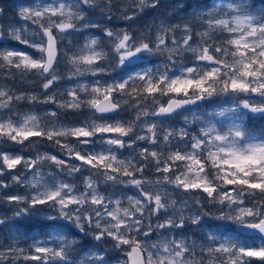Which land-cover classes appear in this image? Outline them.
Instances as JSON below:
<instances>
[{
    "label": "snow or ice",
    "instance_id": "obj_1",
    "mask_svg": "<svg viewBox=\"0 0 264 264\" xmlns=\"http://www.w3.org/2000/svg\"><path fill=\"white\" fill-rule=\"evenodd\" d=\"M18 7L0 74L41 91L0 84V264H264V2Z\"/></svg>",
    "mask_w": 264,
    "mask_h": 264
},
{
    "label": "rangeland",
    "instance_id": "obj_2",
    "mask_svg": "<svg viewBox=\"0 0 264 264\" xmlns=\"http://www.w3.org/2000/svg\"><path fill=\"white\" fill-rule=\"evenodd\" d=\"M37 2H39V0H37ZM168 0H165V3H167ZM186 3H192V0H185ZM253 2L259 6L258 3H256L255 0H253ZM21 3H24V0H0V25H8V24H14L17 27H21L23 22L21 21V18L19 17L18 13H19V5ZM113 11H116L115 9ZM162 12V10H161ZM161 12H157L154 13L152 11H148L147 14L143 17L142 20L137 22V25H134L133 27H137V26H142L145 22L147 23H151L152 17L156 16L158 14H161ZM162 14L166 15V12H163ZM94 21H99L101 19V16L99 14V10H97V12L92 15L91 17ZM157 23H159V21H156ZM113 26L118 27V28H123L126 27L127 25L125 24V22L119 20V19H115L112 22ZM80 39V43H83V38H79ZM8 43L12 46L18 47L23 49L24 51H26L29 54H34L35 56H39V53L36 52L35 49L32 48H27L24 45L19 44L17 41L15 40H8ZM64 44H67L68 41L65 40L63 42ZM153 63L157 62L155 60L152 61ZM151 66V65H149ZM61 67H63V63L61 64ZM13 71H15V69H13ZM34 80L35 77L29 73L27 74L26 77H22L21 75L17 74L15 77H10L7 76L6 73L4 74H0V84H4L7 87H10L14 92L19 93H29V92H39L41 91L39 86H34ZM82 98H86L84 93L80 94ZM65 99H70L65 97ZM49 108H55L54 105H42V104H34V105H30L27 102H23L22 106L20 107V111L21 112H28L31 111L34 114H38V115H42L43 112H45L47 109ZM69 113L72 116H78L76 118L75 122H71L68 121L66 114ZM92 115V110L88 109L87 107L81 108V109H67V110H60L59 111V120L58 123L67 127H73V126H77L82 122H86L89 121L90 122V118ZM123 115H125L126 118H128V114L127 113H123ZM51 119V118H49ZM179 120V118H178ZM99 122V121H98ZM75 138L69 137L68 140L73 141L74 142ZM47 144L48 142H42L39 145V148L41 151L47 150L49 152H52L51 150L47 149ZM51 144V143H49ZM47 146V147H46ZM53 153V152H52ZM33 155L35 154L34 152L32 153ZM57 155H63L62 153H60L58 150L56 151ZM64 158L67 159V156L64 155ZM47 166H45L46 168ZM9 215H11V212L9 211L8 213ZM11 223V221L9 222ZM12 234L14 233V230H12ZM4 243H7L8 241H3ZM23 246V245H21Z\"/></svg>",
    "mask_w": 264,
    "mask_h": 264
},
{
    "label": "trees",
    "instance_id": "obj_3",
    "mask_svg": "<svg viewBox=\"0 0 264 264\" xmlns=\"http://www.w3.org/2000/svg\"><path fill=\"white\" fill-rule=\"evenodd\" d=\"M256 1V3H258L259 5L262 3V2H264V0H255ZM27 2V0H24V3H26ZM37 92V91H36ZM66 117H67V119H68V121H71V122H75L76 121V118L78 117V116H72L71 114H69V113H67L66 114ZM49 143H51V142H48V144H47V149H49V150H51L53 153H56V151H57V148L56 147H54L52 144H49Z\"/></svg>",
    "mask_w": 264,
    "mask_h": 264
}]
</instances>
